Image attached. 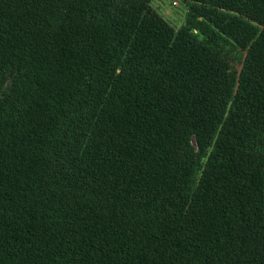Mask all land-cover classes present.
Instances as JSON below:
<instances>
[{"label":"trees","instance_id":"1","mask_svg":"<svg viewBox=\"0 0 264 264\" xmlns=\"http://www.w3.org/2000/svg\"><path fill=\"white\" fill-rule=\"evenodd\" d=\"M0 0V264H264V0Z\"/></svg>","mask_w":264,"mask_h":264},{"label":"rangeland","instance_id":"2","mask_svg":"<svg viewBox=\"0 0 264 264\" xmlns=\"http://www.w3.org/2000/svg\"><path fill=\"white\" fill-rule=\"evenodd\" d=\"M151 4L174 29L182 26L189 8L180 0H152Z\"/></svg>","mask_w":264,"mask_h":264}]
</instances>
